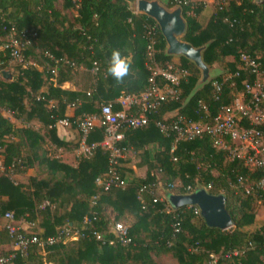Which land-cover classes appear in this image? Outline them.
<instances>
[{"label":"trees","instance_id":"trees-1","mask_svg":"<svg viewBox=\"0 0 264 264\" xmlns=\"http://www.w3.org/2000/svg\"><path fill=\"white\" fill-rule=\"evenodd\" d=\"M137 1L0 0V11L12 27L37 35L29 36L24 54L42 67L17 65L16 77L8 79L5 74L12 59L9 52L0 50V110L20 122L17 126L0 113V156L5 167L0 175V218L11 212L15 220L31 222L32 232L24 231L27 235L55 237L68 227L83 235L76 242L64 239L47 250L34 246L26 257L19 255L11 264H208L211 255L236 250L244 252L220 264H264V221L252 229L257 221L256 204L264 205V192L246 193L264 179V171L230 161L226 152L213 147L209 136L175 145L173 138L156 127L170 122L173 114L213 125L223 109L233 106L245 94L246 85L256 79L243 55L259 64L264 80V0H217L206 24L201 20L202 4L190 0V5L183 6L188 24L183 40L195 48L207 47L205 63L221 70L194 96L201 80L199 69L185 58L173 63L158 31L157 62L176 64L190 76L182 83L178 99L162 104L148 127L125 132L120 147L128 158L132 152L139 154L147 168L144 179H127L132 172L126 167L127 158L118 168L127 187L104 192L97 180L107 178L109 153L99 147L91 157L79 155L80 121L86 116L101 118L102 105H112L119 112V99L140 95L148 88L147 27L154 21L135 13ZM167 6L174 8L170 3ZM8 38L0 23V47ZM113 50H119L131 65L122 82L107 73ZM67 84L70 89L65 88ZM215 84L221 86L220 95ZM63 120L70 123L65 130L74 133L72 141L58 137L57 126ZM35 123L42 128L36 130ZM104 139L105 129L97 126L87 144H101ZM58 150L71 155L77 151L79 159L74 165L66 164L56 157ZM31 171L35 176L27 183L14 179ZM159 174L171 189L164 197L168 202L155 204L149 192L141 194L140 190L146 186L156 194ZM178 183L181 186L176 188ZM188 188L191 193L206 190L224 196L234 227L213 229L193 209H175L169 197L186 195ZM167 206L182 216L179 233ZM86 217L91 218V225L84 226ZM117 222L129 228L132 245L104 244L94 238L97 232L107 242L116 240L112 225ZM4 231L7 242L13 244L6 226Z\"/></svg>","mask_w":264,"mask_h":264},{"label":"built area","instance_id":"built-area-1","mask_svg":"<svg viewBox=\"0 0 264 264\" xmlns=\"http://www.w3.org/2000/svg\"><path fill=\"white\" fill-rule=\"evenodd\" d=\"M164 2L166 5L169 3L174 5V8L188 6L191 3L190 0H164ZM135 13H138L137 7H135ZM0 23L1 29L9 33L8 40L3 43L0 50L9 52L12 62L22 69L35 67L24 54L25 48L30 44L28 38L29 36L35 38L37 36L35 32L25 31L19 33L6 21L1 11ZM158 31L160 29L155 22L147 27L148 69L151 72L147 90L140 95L119 99L117 101L121 107L119 112H114L112 105H102L101 118L86 116L78 124L83 135L79 155L91 157L99 147L109 153V172L107 178L106 180H97V184L104 187V192L111 191L113 188L122 189L128 185L127 181L121 178L118 172L121 161L128 158L126 150L120 147V144L125 140V132L148 127L152 122L151 116L158 113L157 111L162 104L178 99L182 83L187 81L190 76L188 70L182 69L176 64L165 66L157 62ZM242 60L247 66L252 68L256 79L253 83L246 85L245 94L241 95L233 106L223 109L222 113L215 119L213 125L188 121L184 117L176 118L175 116L170 122L157 123L156 127L167 138H173L175 145L194 142L204 136H209L212 139L213 147L219 151L226 152L230 161H241L248 167L264 171L263 74L259 69V64L251 60L249 56L243 55ZM214 86L217 95H220L221 86L218 84ZM203 108L206 110L205 106ZM58 125L66 129L70 123L68 120H63ZM97 126H102L105 129V139L101 144L88 145L87 137L91 130ZM255 190L264 192V179L259 183L252 184L246 189V193L250 194ZM146 192H149L154 198L155 204L162 203L164 200L167 201L165 198L156 197L154 191L143 186L140 193L144 194ZM190 194L193 193H191V188H188V194L186 195ZM139 200L143 202L142 197H139ZM46 205L48 203H45L44 207ZM189 208L194 210L197 217L202 216L201 210L198 207L189 206ZM166 211L174 214L173 217L177 220L174 229L176 233H179L182 229V216L173 211L170 206H167ZM5 220L7 222L6 229L13 240V252L8 256H0V264H11L19 255L26 257L34 246L41 250H47L55 247L64 239L76 242L80 236L83 237L79 232H73V229L69 227L63 229L55 237L43 238L38 235H27L16 224L14 213H6ZM91 223L90 217L84 219V226L91 225ZM112 233H114L116 240H110V242H107L100 233L94 232L93 236L98 242L104 244L114 245L120 243L124 246L133 244L130 230L123 223H114L112 225ZM250 248H252L251 245ZM243 252L236 250L223 254H213L208 264H220L224 260L238 258Z\"/></svg>","mask_w":264,"mask_h":264},{"label":"water","instance_id":"water-1","mask_svg":"<svg viewBox=\"0 0 264 264\" xmlns=\"http://www.w3.org/2000/svg\"><path fill=\"white\" fill-rule=\"evenodd\" d=\"M136 7L138 14L150 18L159 26L167 45L166 55L168 57L185 58L199 69L201 80L192 96L220 75L218 68L210 69L204 61V52L207 47L195 48L183 40L188 29L183 7L179 6L171 10L159 0H138ZM169 201L178 210L189 206L198 207L201 210L202 218L210 228L227 231L234 227V222L227 211V200L222 195L213 196L206 190H200L190 195H171Z\"/></svg>","mask_w":264,"mask_h":264},{"label":"crops","instance_id":"crops-1","mask_svg":"<svg viewBox=\"0 0 264 264\" xmlns=\"http://www.w3.org/2000/svg\"><path fill=\"white\" fill-rule=\"evenodd\" d=\"M194 3H198V4H202L203 7H204V11H203V14L201 15V20H205V24L208 22V20L210 19L212 13L214 12L215 10V6H216V3H217V0H211V1H208V0H193ZM176 59V58H174ZM173 59V60H174ZM34 65H35V68L37 69H42V67L38 64H36L34 61L30 60ZM179 61V59H178ZM16 67H18L15 63L13 62H10V66L6 72V77L8 79H12L13 77L15 78V69ZM215 69V68H214ZM217 69V68H216ZM220 70V69H219ZM221 72V70H220ZM66 89H70L71 88V85L70 84H67L65 86ZM73 89H76V88H73ZM0 113L1 115L8 119L9 121H11L12 123L16 124L17 126H20V122H18V120H16L15 116H13L10 112L8 111H4V110H0ZM74 114V111L72 110H69L68 111V115H71L73 116ZM170 116H173V115H170ZM33 126H35V129L36 130H39V128H41L40 126H42L41 124H33ZM57 132H58V137L64 141H72L74 138H75V135L73 132L69 131V130H65L63 129L62 127H60L59 125L57 126ZM51 150V149H50ZM61 155H64L65 157V154L69 155V153H63L62 150H58ZM75 153H77V151H75ZM139 154L137 153H130L129 155V158H128V164L126 165V167H128V169H130V171L132 172H129L128 175H127V179L129 180H132L133 178H138V179H144L145 176L147 175V168L142 164L143 163V160L140 161V163H136L137 165H134L135 163H133L132 159L134 158H141L138 156ZM57 158H59L60 156H56ZM63 157V156H61ZM142 159V158H141ZM5 171V167H4V158L2 156H0V175L3 174V172ZM145 175V176H144ZM35 176V173L33 171L29 172L28 174H24V175H21V176H15V180L19 183H27V181L29 180V178ZM164 199V198H163ZM7 198H3V201H6ZM16 224L25 232L29 233V232H32V225H31V222H27L26 220L22 219V220H15ZM7 222L5 220V218H0V254H7L8 252L12 251L13 250V246L12 244L8 243L7 242V239H6V232L4 231L5 230V226H6ZM40 232H43V230H40ZM5 235V236H4Z\"/></svg>","mask_w":264,"mask_h":264},{"label":"rangeland","instance_id":"rangeland-1","mask_svg":"<svg viewBox=\"0 0 264 264\" xmlns=\"http://www.w3.org/2000/svg\"><path fill=\"white\" fill-rule=\"evenodd\" d=\"M162 4L166 5V3L164 2V0H159ZM208 1H211V0H208ZM173 10V9H171ZM173 63H178V59H174L173 60ZM174 116L172 117H175L176 114H173ZM42 128V126H40ZM40 129V128H39ZM51 149V148H50ZM56 156H60L59 158L66 164H69V165H74L76 164V160L79 159V156L77 155V153H74V155H71L69 153V155L65 154V157L64 155H61V153L59 151L56 152ZM63 156V157H61ZM142 159L141 158H134L130 161H132L133 163H135L134 165H137L136 163H140ZM145 176V175H144ZM146 177V176H145ZM158 177V180H159V185L157 186L156 188V196L158 198H164L167 193L170 191L171 187L165 182L164 178H162V176L159 174L157 175ZM181 184L178 183L176 185V188L180 187ZM174 191H176L174 189ZM256 215H257V221H256V224L255 226L252 228V229H258L259 227H261L263 224V221H264V205L262 203H257L256 204ZM128 225H129V222H126ZM170 261H168L169 263Z\"/></svg>","mask_w":264,"mask_h":264},{"label":"clouds","instance_id":"clouds-1","mask_svg":"<svg viewBox=\"0 0 264 264\" xmlns=\"http://www.w3.org/2000/svg\"><path fill=\"white\" fill-rule=\"evenodd\" d=\"M130 67V62L126 57L122 56L119 50H113L111 52L107 73L113 79H115L117 82H122L129 74Z\"/></svg>","mask_w":264,"mask_h":264}]
</instances>
